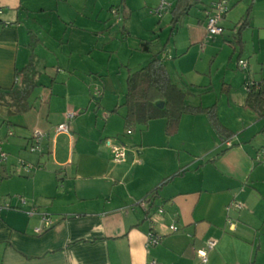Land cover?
Returning a JSON list of instances; mask_svg holds the SVG:
<instances>
[{"label": "crops", "instance_id": "1", "mask_svg": "<svg viewBox=\"0 0 264 264\" xmlns=\"http://www.w3.org/2000/svg\"><path fill=\"white\" fill-rule=\"evenodd\" d=\"M179 1L0 0V89L14 88L17 71L29 66L31 57L41 55L52 56L48 63L57 70L49 95H55V84L66 86L61 110L53 107L54 98L47 94L40 93L33 104L29 99L33 110L40 102L33 128L27 119L16 125L9 117L0 125V148L10 155L0 166V204L16 208L0 212V264H264V203L256 201L258 194H264L260 187L264 167H257L253 158L264 147V118L246 107L245 87L247 81L264 80L263 39L258 37V53L250 43L253 24L264 23V11L258 20L259 0H251L242 18H249L250 24L237 43L225 32L209 38L204 12L212 3L225 1L229 6L221 22L225 28L230 11L242 0H201L194 5H200L203 13L197 25L179 27L192 6L173 30ZM114 8L125 14L121 27L113 22ZM75 24L80 29L78 46L72 44L78 48L77 56L69 52L68 60L56 57L63 26ZM34 34L39 35L36 41ZM113 34L131 38L123 50L127 56L117 64L127 70L124 75L111 73L109 62L105 66L110 75L103 76L105 66L99 67L95 52L102 53L97 49L101 37L109 40ZM141 42L149 45L150 52L141 50ZM154 55L186 93L188 105L216 106L222 126L234 135L231 140L226 141L205 114L182 116L173 135H167L165 119L126 130V107L123 114L104 113L100 128L97 117L94 126L76 119L84 107H92L86 97L91 90L95 95L96 89L101 91L96 107L104 105L108 94H119L121 99L110 112L124 107L129 75ZM234 55L238 63L248 62L244 77L229 68ZM225 59L230 62L223 70ZM36 68L35 62L37 73ZM71 84L85 95L73 94ZM0 110L8 114L6 107ZM73 112L77 116L69 123V134H57L56 128ZM57 115L54 124L50 119ZM9 131L12 137H7ZM33 131L46 135L43 152L29 150ZM111 137H115L111 143L126 147L125 162L113 161L107 145ZM194 145L198 150L190 148ZM229 148L232 153H226ZM19 160L33 170L26 172ZM145 199L148 204L142 208L138 204ZM236 202L240 210L230 209ZM34 209L39 213L30 216ZM40 214L50 215L55 225L37 234L35 229L43 226ZM171 225L179 230L172 232ZM151 232L163 236L160 245H148ZM210 240L217 244L203 262L199 252L207 250Z\"/></svg>", "mask_w": 264, "mask_h": 264}, {"label": "trees", "instance_id": "2", "mask_svg": "<svg viewBox=\"0 0 264 264\" xmlns=\"http://www.w3.org/2000/svg\"><path fill=\"white\" fill-rule=\"evenodd\" d=\"M201 0H181L173 11V30L177 27L180 18L192 6L199 4ZM249 23V18L244 19L240 25L237 43H240L242 29ZM147 43L141 42V50L150 52ZM29 66L17 71L18 82L10 90L0 89V106L6 107L9 116L22 114L30 110L29 99L37 86L35 80V61L31 57ZM246 107L254 111L258 117L264 118V80L260 83L247 81ZM186 93L172 80L167 67L158 55H154L151 61L140 70L129 75L127 79V93L124 107L127 109L125 116L126 130H132L137 126H147L157 119L166 120V133L173 135L177 132L182 116L205 114L218 133L229 141L234 137L233 133L226 129L218 118L216 106L210 108L193 107L186 103ZM163 102L164 108L157 103ZM264 132V127L261 129ZM3 167L2 164H0ZM155 192L151 193L153 196Z\"/></svg>", "mask_w": 264, "mask_h": 264}, {"label": "rangeland", "instance_id": "3", "mask_svg": "<svg viewBox=\"0 0 264 264\" xmlns=\"http://www.w3.org/2000/svg\"><path fill=\"white\" fill-rule=\"evenodd\" d=\"M250 2H251V0H242L240 3H237L236 5H234L232 10L230 11V13H231L230 14V18H228V20H227L228 22L225 23L226 24L225 28H224L225 29V33H224L225 37L230 38V40L232 38H236L237 26H239L238 24H240L242 22V18H244L245 11L249 7ZM259 4L260 5H259L257 18H258V20H261V12L264 11V0H259ZM200 8H201L200 5L194 6L193 9L191 10V13L187 17V19L186 20H185V18L182 19V21L179 24V27L183 26V27L187 28L191 24L197 25L196 23L198 21V17H202V15H203V13L200 11L201 10ZM120 14H121L120 16L122 17V22H123L124 19H125V14H123V12L120 13ZM114 17L115 16L112 14V19H113V22L115 24L116 23L115 22L116 19ZM136 21H137V23L139 25L138 20H136ZM116 25H119V24H116ZM73 26H75V27H73ZM76 26H77L76 24L75 25H64L63 26V28H62L63 29V31H62L63 33L61 35L60 34L58 35V41L56 43L58 45V48L56 50V52H57V56L56 57L63 58L64 60H68L69 59V56H68L69 52H71V53L74 52V57L77 56L78 52L77 53H75V52H76V49H78L77 46H78V41H79V37L78 36H79V33H80V31H79L80 29H78ZM120 27H121V23H120ZM76 29H78V30H76ZM41 33L45 34L44 31H41ZM117 35L113 34L112 37L109 38V40L108 39H103L101 37V40H99V43L97 45V49L102 50V53H99L98 51L95 52L96 62L98 63L99 67L105 66V65H107L110 62V67H109L108 70L111 73L120 72V73H122V75H124L126 73L127 68L123 67L124 65L120 66V65H117V64H119L120 60L123 57L127 56V54L123 53V50L126 47L127 41H129V44H131V41H130L131 38L128 39V37H122V36H120L121 34H117ZM38 36L36 34H34V41H36L35 38L38 37ZM260 36L263 39L261 41V46L263 47L262 54L264 55V23H261V21H258V22H255L253 24V28H252V32H251V39H250V43L252 42L253 48H254V50H256L257 53H258L259 48H260L258 46V37H260ZM235 41L236 40H234V42ZM74 42L77 44V46H75L76 49L72 46V44ZM111 52H112V54H111ZM49 57L53 59L52 56H47L45 58L42 57V55L41 56H34L35 62L37 64V68H36L37 69V73L35 74L36 75L35 76V80H36V83H37V87L36 88L38 90L30 99L32 104L34 102H36V98L38 97V95L40 93L47 94L49 97H51L49 94L51 93V90L53 88V85H52L53 78H56L55 75H53V74L57 73V70L53 69L52 67H50L51 65L48 63V58ZM128 58H131V57L129 56ZM223 58H224V56H223ZM223 58H221V59H223ZM44 61H45L44 66H48V69H46V70L42 69V67H44V66H42L43 65L42 62H44ZM224 61H225V66H224L223 70L226 68L227 59H225ZM229 62H230V60H229ZM229 62L227 61V63H229ZM236 64L238 66L237 56L234 55V57L231 60L229 68L234 73H240L242 76L246 75L248 71H244L243 72L242 69H240V68L237 69ZM105 72L106 73L103 76H106L107 74L110 75V73L107 72V67L106 66H105ZM224 73L226 74V72H223L222 75H224ZM230 74L231 73L228 72V75H230ZM81 78L84 79L83 76ZM117 78H118V76H117ZM42 83H43L44 86L42 85ZM65 89H66V86H65L64 83H60V84L58 83L57 86L55 84V89H54V94L55 95L52 96L51 99L54 98L53 107L55 109H57V110H61V109H58V108H61L62 106L65 105V101H64L65 100L64 99L65 92H66ZM69 89L73 92V94L74 93H81V94L85 95V92H84V90L82 88L77 90L76 84H73V85L71 84ZM93 92H94V90L93 91L91 90V92H90L91 95L90 94L89 95L86 94V97L87 98L89 97L88 99H89V101H91V103L93 105L90 108H88V105L83 108L82 113L76 118V119H81L80 122L82 121V122H85L88 125L92 124L94 126L95 119L97 117L98 125H99V128H100L101 126H103L105 124L104 113H111V114L113 113L114 114L116 112L117 114H121V113L123 114L126 111L125 107H121L119 109L117 108V110L114 111V112H112V111L110 112V110H112V108L116 104H119V102L121 101L119 94L112 95V96L111 95L109 96V94H108L107 98L104 99V105H103L104 108H103V106L96 107V102H99V100H96L97 96ZM55 102H56V104H55ZM43 109H44L45 113L48 112L49 111V104L47 103L46 105H43ZM62 109H63V107H62ZM39 110H40V102L38 103V106H37L36 110H33L32 108H30L29 111L24 112L23 114H16V115H13V116H9V114H7L6 112L0 110V125L3 123V119L5 117H9L11 122H14L16 125H18L19 122H22L23 120H25V122H26V119H27V121L29 122V124H31V127L33 128V125L35 123V121H34L35 120V116H36V113H38L37 111H39ZM46 115H47V113H46ZM52 115H55V114H52ZM233 115L235 116L237 114H233ZM17 117H19V118H17ZM44 117H45V114H44ZM57 117L59 118L58 115L57 116H53L52 119H50V121L54 122V124L57 123V122H55ZM113 119H117V118H113ZM113 121H114V123L117 124V127H118L119 126V122H116L117 120H113ZM6 123H8V122H6ZM263 124H264V122H263ZM16 125L13 127V129L15 131L18 130V132H19V128ZM141 128H144V127H141ZM138 129H140V128H138ZM9 132H11V131H9ZM9 132L7 133V137H12L13 135H9ZM33 132L35 133V131H33ZM122 132H124V130ZM34 133H33V135H34ZM262 135H264V134H262ZM126 136H128V135L126 134ZM109 139L112 142H115V140H114L115 137H113V138L111 137ZM210 141H211V139H210ZM33 143H34V139H33L32 144H30V148H29V150L31 152H32V145H34ZM224 147H226V146L223 145V148ZM128 148L130 149V151H133V150L135 151V147L131 148L130 146H128ZM190 148L193 151L198 150L196 145L190 146ZM256 148L258 149L259 147H256ZM235 149H236V147H235ZM263 150H264V147L262 149L257 150L255 152L254 157H253L254 161L257 163L256 164L257 167L259 165H263V167H264V158L262 156V151ZM226 153H232L231 149L229 148ZM2 154H5V156H6V160H4V161L1 160L2 159ZM9 158H10V155L6 151H3L0 148V163L2 162L1 164H6ZM260 187L262 189H264V183L261 184ZM256 201H258V202L261 201L262 203H264V194L262 196H260L258 194ZM232 208H236L237 209V207H232L230 205V209H232ZM242 209H243V207H242Z\"/></svg>", "mask_w": 264, "mask_h": 264}, {"label": "built area", "instance_id": "4", "mask_svg": "<svg viewBox=\"0 0 264 264\" xmlns=\"http://www.w3.org/2000/svg\"><path fill=\"white\" fill-rule=\"evenodd\" d=\"M166 3H163V6ZM161 11V9L156 10V14L159 13ZM112 14L115 16L114 18L116 19V24L121 23L122 21V17L120 16V13L118 11V9H112ZM229 12V6L227 5V3L225 1H218V2H214L211 5H209V7L205 10L204 13H206L207 19H206V30H207V35L209 38H216L217 36H221L223 35V33L225 32V29L223 27V25H221L223 18L225 17V15ZM2 13V10H0V14ZM1 24V21H0ZM239 66L241 67V69H243V71H247L248 70V62L246 60H239ZM96 96L101 95V91L99 89H96ZM77 116V113L73 112V113H68L66 115V120L68 122H65L63 124H60L57 128H56V132L57 134H61V133H66L69 134L70 131V126L69 123L70 121H72L75 117ZM9 135H13L12 132H9ZM46 135L44 133H42L41 131H35L34 133V145H32V151H39V152H43V147H42V142L45 140ZM111 140L107 141V145L110 147L111 151H112V155H113V161L115 163H122L125 162L127 159V149L125 146L123 145H119V144H114L111 143ZM262 156L264 158V150L262 151ZM2 161L6 160V156L5 154H2ZM2 163V162H1ZM19 166H21V168L25 169L26 172L30 173L33 170L32 165H30L29 163H26L25 161L19 160ZM22 199V198H21ZM22 203L25 204V200H22ZM146 204H148V199L143 200L142 202H140L138 205H140L142 208L146 207ZM235 207H237L238 209L241 208V206L239 204H237V202L235 203ZM3 209H12L15 210V207H12L9 204H4L1 205L0 204V212ZM158 212L160 214L163 213V209H159ZM39 213L37 210L35 211V209L33 211H31L29 214L30 216H33L35 214ZM42 217V222H43V226L41 228H37L35 229V233L37 234H41L44 231L51 229L52 227H54L55 225V221L53 220V218L48 215V214H40ZM178 227L175 225H171L170 226V230L172 232H177L179 229H177ZM163 241V236L158 235L154 232H151L148 236V245L149 246H158L162 243ZM217 242L215 240H210L208 242V248L207 250L204 251H200L199 255L201 257V259L203 260V262H206L207 260V251L209 249H212L216 246Z\"/></svg>", "mask_w": 264, "mask_h": 264}, {"label": "water", "instance_id": "5", "mask_svg": "<svg viewBox=\"0 0 264 264\" xmlns=\"http://www.w3.org/2000/svg\"><path fill=\"white\" fill-rule=\"evenodd\" d=\"M158 107L160 108H164V103L163 102H160V103H157Z\"/></svg>", "mask_w": 264, "mask_h": 264}]
</instances>
